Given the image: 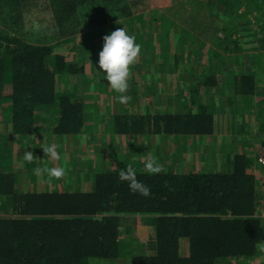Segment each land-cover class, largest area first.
<instances>
[{
	"label": "trees",
	"instance_id": "obj_1",
	"mask_svg": "<svg viewBox=\"0 0 264 264\" xmlns=\"http://www.w3.org/2000/svg\"><path fill=\"white\" fill-rule=\"evenodd\" d=\"M205 5L210 19L207 28L218 50L206 59L220 60L192 83H184L186 97L172 111L156 112L151 106L134 115L112 113L105 132L174 140L187 136L195 143L213 137L214 114L222 113L226 105L235 112L230 106L242 98L250 107L244 114L252 112L254 122L259 119L248 134L261 135L264 144V61L254 53L249 54L254 63L247 68L239 69L238 61L226 63V58L232 60L241 51L240 37L232 33L244 29V24H250L244 35L253 37L255 48L262 49L264 56V0H206ZM133 8L138 13L150 10L147 0H0V264H229L230 260L248 261L264 249V220L254 216L259 198L256 175L250 158L242 153V140L232 154L226 150L232 149V140L227 148L219 145L212 161L197 164L196 171L185 172L182 164L176 172L172 167L158 173L134 168L136 178L150 188L147 197L129 190L127 182L119 179V168L101 169L88 189L80 190L78 183L72 186L68 179L63 190L17 191L16 174L8 169L13 160L10 152L14 145L25 152L35 122L47 114L56 136L77 135L85 128L83 101L56 86L58 75L82 72V67L58 52L62 42L76 45L75 31L85 17L100 26L118 16L129 18ZM29 17L39 26V22L49 23L50 17V33L58 38L43 43L40 39L47 38L46 32L37 36L40 29L24 28ZM249 18L254 22L249 23ZM163 20L172 24L166 16ZM205 29L200 25L194 35L202 32L204 36ZM194 35H182L176 42L185 43L195 54V47L206 43ZM220 73L227 94L225 89L220 94ZM259 85L263 93L256 92ZM135 93L128 96L137 101ZM210 94L222 99L215 108ZM256 105L258 111H251ZM244 121L242 113L232 125L244 130ZM128 159L126 166H130ZM126 215H143L153 227L152 250L133 249V240L120 243Z\"/></svg>",
	"mask_w": 264,
	"mask_h": 264
},
{
	"label": "rangeland",
	"instance_id": "obj_2",
	"mask_svg": "<svg viewBox=\"0 0 264 264\" xmlns=\"http://www.w3.org/2000/svg\"><path fill=\"white\" fill-rule=\"evenodd\" d=\"M147 2L150 9L149 11L152 13L149 11L138 13L136 9L133 8L132 11H134V14H137L131 15L127 19H121L118 16V18H113L112 21L101 24L100 26L92 25L88 17L83 18V22L75 31L76 34L74 38H76V45H74L72 41L62 42V48L58 51L65 57L66 61L78 67H82V72L76 75H68V73H62L61 76L58 75L56 86L59 91L70 90L77 94L87 107L85 115L87 120L85 122V128L83 129L84 132L80 134L83 137H77L80 151L86 156L85 161L81 162L79 166L83 167L84 174H91L89 170L94 171L92 166H98L97 169L99 170V163L102 169L123 168L126 166L124 161L127 160V158H129L130 166H132L133 169L140 166L145 171L143 165L145 159L148 157L154 158L155 162L161 165L163 171L169 170V167L177 171V169L180 168L179 165L182 164L186 166L193 164V160L194 164L199 165L208 161V159L212 161L214 151L213 153H211V151H217L219 145L227 148L230 140L233 141L232 149L231 147L226 149L230 154L235 151L238 140H242V145L246 146L248 142L253 143L255 146V144L260 141L261 135L257 134L256 137L252 136L251 139L248 134L249 129H253L255 123H253V117L249 118V116H252V112L244 114V111L250 107L248 103H245L247 100L242 98L235 99L234 106H230V109H235V112L228 111L229 107L226 105L222 113L214 114L215 130H219L218 134L215 131L213 137L202 140L198 139L195 140V143H192L193 140L187 136L174 140V138L170 137L158 138L156 135L148 134L139 136H118L109 131H104V127L108 126L110 122L109 115H112V113L119 112L125 115H134L135 113L147 112L148 107L151 106H154L156 112L164 110L172 111L177 107L180 100L182 102L186 97V85L184 83H192L200 72L204 73L206 70L209 72L211 65L220 60L218 57H210V60L207 62L206 59V56L211 55L212 51L218 52L212 40L211 30L207 28V26L210 25V19L207 13L208 5H205L206 0H179L177 3L175 0H172V2L171 0H147ZM171 3L172 6L169 7ZM164 16H166L172 24H167L165 20L162 21V17L164 18ZM47 19L49 23L39 22L40 26L37 25V23L34 24L33 22H35V20L31 17L27 19L28 25L23 23L24 28L32 26L35 27V29H40L41 34L37 36H43V32H46L47 36H44L47 38L40 39L46 44L50 42L52 37H55L54 39L58 38L55 32L50 33L51 27L49 24L51 23V18L48 17ZM238 21L239 20H236L235 23ZM253 22L254 19L249 18V23ZM201 24L206 28L204 34L205 38L201 36L202 32L199 35L196 34L197 36L194 35L200 32L196 30V28L198 29ZM191 26H193L194 29H190ZM118 27H123L127 34L132 35L135 38V42L141 46L140 53L135 58L134 63L129 65L128 89L125 93L128 95L135 91L138 99L137 101L129 99L124 104L116 100L118 94L108 86L107 82L104 80V76L101 74V70H98L95 65V60L97 59L96 53L99 51L102 44L101 37ZM249 27L250 24H244V29H249ZM29 29H27V31ZM179 29L182 31L180 32ZM244 29L241 28V31L232 33V37H240V53L233 57L232 60L224 56L227 65L229 62L234 64L235 61H238L235 64L239 65V69L243 66L247 68L253 65L254 60L249 57V54L255 53L259 59H263L264 61L262 49L255 48L257 43L254 41L252 42V36L248 34L244 35ZM255 32L257 33L258 30ZM186 34H191L202 39L203 42L206 43V46L201 47V44H199L195 48L200 52L195 51L194 54L193 51L190 53L191 49H189L185 43L178 44L179 42H176L182 35ZM77 41L79 43H77ZM52 42H54V40ZM73 47L75 49H73ZM196 53H202L203 55L196 56ZM240 61L243 63L240 64ZM220 74L221 75L218 77L223 86L219 90L220 94L224 93V89L225 94H227V83L222 82L223 74ZM260 87L259 85V89L256 90V92L263 93V88ZM210 95L211 99L209 101L215 108L217 103H220L222 99H218V94H215L214 97L212 94ZM149 96H151V98H149ZM149 99H152V101ZM254 101H259V99H254ZM213 103H215V105H213ZM213 107H211V109H213ZM251 111H258L257 105ZM242 113L243 116L245 115V121L243 123L246 129L244 130L241 128V125H235L234 127L232 125L233 123L239 122ZM49 121L51 120L48 115L44 114L40 120L34 123V134L32 138H29V143H27L24 150L25 152H31L33 159L30 162H24L23 158L20 157V159L18 158L16 161V163L19 162V169L17 171L15 170L18 182L15 187L19 193L34 192L35 190H62L68 179H70L71 182V179L74 178H68L67 173L70 175H77V183L80 190L86 187V185H83L79 175L83 172L80 171L79 173L77 165L75 166V164H73L74 160H77L76 155H73L74 149L71 151L69 150V145L65 144L62 136H49L53 128L50 126L51 122ZM234 133H239L242 136H236ZM85 136L86 138L84 140L83 138ZM88 136L90 138L93 137L94 140L86 145ZM251 143L249 146H252ZM49 144H56L58 146L57 151L60 155L59 160L53 161L45 156L42 148ZM254 153H256V151H254ZM11 165V162H9L8 169H10ZM45 167H63L64 175L59 178H49L47 176H37L34 173L35 168ZM140 216L143 215H126V217H124L125 219L121 221V228H124L123 225L126 223L127 225L135 224L133 228L138 229L133 231V229L129 227V231H132L137 237L132 239L131 236L128 235L129 233L126 235L121 234L120 243H129L131 238L133 244H135L132 245L133 249L135 248L137 251L141 250V252H146L152 250L154 230L150 225L147 226L143 223L140 225L139 223L145 222ZM138 220L140 222H138ZM255 258H257L256 264H264V249L260 250ZM251 260L252 258L248 261L241 259L239 263L236 260H230L229 264H253Z\"/></svg>",
	"mask_w": 264,
	"mask_h": 264
},
{
	"label": "clouds",
	"instance_id": "obj_3",
	"mask_svg": "<svg viewBox=\"0 0 264 264\" xmlns=\"http://www.w3.org/2000/svg\"><path fill=\"white\" fill-rule=\"evenodd\" d=\"M101 40L102 44L96 53L95 65L98 70H101L108 86L118 94L116 100L124 104L130 99V96L125 94L128 89L129 65L134 63L135 58L140 53L141 46L135 42L132 35L127 34L123 27L114 28L108 34L103 35ZM57 147L56 144H49L42 150L45 156L55 161L60 159ZM32 159L31 152L23 154L24 162H30ZM143 167L147 173H158L161 170V165L156 163L152 157L145 159ZM34 173L37 176L59 178L64 175V168H35ZM118 175L121 181L127 182L130 191L139 193L144 197L150 195L149 186L136 178L135 170L131 166L120 168Z\"/></svg>",
	"mask_w": 264,
	"mask_h": 264
},
{
	"label": "crops",
	"instance_id": "obj_4",
	"mask_svg": "<svg viewBox=\"0 0 264 264\" xmlns=\"http://www.w3.org/2000/svg\"><path fill=\"white\" fill-rule=\"evenodd\" d=\"M158 1V0H157ZM174 1V0H173ZM177 1H179V0H175V2L177 3ZM171 2H172V0H171ZM203 2V1H202ZM175 3V4H176ZM201 4V3H200ZM172 6V3L169 5V7H171ZM202 25V24H201ZM251 116H249V118H250ZM259 122V119H258V117L256 118V122H254L253 121V123H258ZM250 130H253V129H250ZM249 130V131H250ZM82 132H84L83 130L79 133V134H77V135H62V137H63V140H64V142H65V144H68L69 146H68V148H69V150L71 151V150H73L74 149V154L73 155H76V158H77V160H74V162H73V164H75V166L77 165V167H78V170H79V173H80V171H82L83 173L81 174H79L80 175V177H81V179H82V182H83V185H86V187H83L82 189H86L87 188V186H89V182H90V180L93 178V176L96 174V173H98L99 171H101V165H100V163L98 164L99 165V167H100V169L98 170L97 169V167L96 166H92V168H94V171L93 170H89L90 172H91V174L89 173V171H88V173L89 174H84V169H83V167H79L80 166V163L81 162H83V161H85V157L86 156H84L82 153H81V151H80V148H79V142H78V140H77V137L78 136H80V138H82L83 136L82 135H80ZM56 136V135H54L52 132L50 133V135L49 136ZM109 136H111V135H109ZM237 136V135H236ZM238 136H242V135H238ZM250 136V135H249ZM252 136H256V133L254 134V135H251L250 137H251V139H252ZM85 138H86V136L83 138L84 140H85ZM89 136H88V140H87V143H86V145H88L92 140H94L93 139V137L92 138H90V140H89ZM95 138V137H94ZM83 140V141H84ZM260 140V139H259ZM250 143L251 142H248V145L246 146V145H242V149H243V151H242V153H246V155H247V157H249L250 158V162H249V164H250V168H251V170L253 171V173H254V175H256V187H255V192L257 193L256 195L259 197L258 198V207H257V209H255L256 210V212H255V215L254 216H258L259 218H264V215L263 214H261L262 213V208H261V206H260V203H261V201H262V199L264 198V193L262 194V189H261V187H259L258 186V184H257V177H258V169H257V166H256V164H255V162H254V158H255V155H256V153H254V151H257V149L258 148H260V147H262V146H264V144H262L263 142L262 141H259L258 143H256L255 144V146H254V144L253 143H251L252 144V146H249L250 145ZM254 146V147H253ZM252 147H253V149H252ZM217 148V147H216ZM241 148H239V149H241ZM251 148V149H250ZM96 149L98 150V147L96 146ZM69 150H67V151H69ZM213 151H214V153L216 152L215 150H212L211 151V153H213ZM23 153L24 152H22V150L19 148V147H17L16 145H14L13 146V149L11 150V152H10V155H11V157L13 158V160H12V162H11V166H10V170H12V172L13 173H15L18 169H19V162H17L16 163V161L18 160V158L20 159V157L23 155ZM198 168V166H197V164H189V165H186V166H184L183 167V171H185V172H187V171H189V170H191V171H196V169ZM16 170V171H15ZM67 177L68 178H70V177H74L73 179H71V185L72 186H74L75 185V183H77V175H70L69 173H67ZM88 189V188H87ZM63 190V189H62ZM0 211H1V208H0ZM2 214V213H1ZM138 222H140L139 220H138ZM142 223L143 224H146L147 226H148V224L146 223V222H141V223H139L140 225H142ZM126 225V226H125ZM135 226V224L134 225H127L126 223H124V225H123V227L124 228H122L123 230H122V234L123 235H126L127 233H129L128 235L129 236H131V238L133 239L134 237H137V235H135V234H133V232L132 231H129L130 230V228L129 227H131V229H133V231L134 230H137L138 228H133ZM129 228V229H128ZM127 235V236H128ZM133 236V237H132ZM130 238V240L129 241H131L132 239ZM153 243H154V241H153ZM153 243H152V245H153ZM150 251V250H149ZM257 255V254H256ZM256 257V256H255ZM255 257H253L252 258V262H253V264H256L255 262H256V260H257V258H255Z\"/></svg>",
	"mask_w": 264,
	"mask_h": 264
},
{
	"label": "built area",
	"instance_id": "obj_5",
	"mask_svg": "<svg viewBox=\"0 0 264 264\" xmlns=\"http://www.w3.org/2000/svg\"><path fill=\"white\" fill-rule=\"evenodd\" d=\"M255 164L258 169L257 183L261 187L262 194L264 193V146L260 147L256 151ZM260 206L262 208V213L264 215V198L262 199ZM264 220V218H262Z\"/></svg>",
	"mask_w": 264,
	"mask_h": 264
}]
</instances>
